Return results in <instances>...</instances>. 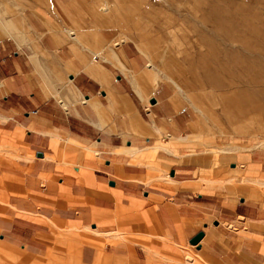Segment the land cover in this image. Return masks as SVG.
Segmentation results:
<instances>
[{"label":"crops","instance_id":"0c3cea01","mask_svg":"<svg viewBox=\"0 0 264 264\" xmlns=\"http://www.w3.org/2000/svg\"><path fill=\"white\" fill-rule=\"evenodd\" d=\"M47 11L23 12L25 27L0 11V248L43 257L56 226L76 231L82 264H175L161 254L184 249L207 264L259 262L258 167L212 179L224 160L190 149V120L151 86L159 75L144 74L142 54L125 40L106 46L101 32L53 34ZM226 183L239 202L212 192Z\"/></svg>","mask_w":264,"mask_h":264},{"label":"rangeland","instance_id":"374dc122","mask_svg":"<svg viewBox=\"0 0 264 264\" xmlns=\"http://www.w3.org/2000/svg\"><path fill=\"white\" fill-rule=\"evenodd\" d=\"M71 1L70 11L64 9L62 12L55 0H0V11L5 17L18 14L25 27V12L28 17L33 12L35 17L48 9L43 26L53 34L68 36L73 30L76 34L87 32L98 36L101 32L110 48H113L114 41L125 40L132 50L139 51L144 57L146 76L151 78L156 67L153 77L159 75V80L154 82L151 79V86L159 83L167 94L173 96L175 109L190 120L191 130L184 132L193 139L190 149L210 152L216 161L219 158L224 160L215 168L212 179H227L233 173L241 174L249 167H258V173L249 175L264 180V97L261 96L264 86L258 88L254 85L253 106L247 102L248 94L253 91L245 85L247 76L235 82L226 74L233 68L229 62L231 52L252 64L254 77L264 76V0ZM103 7L107 9L103 10ZM33 16L30 18L32 22L40 24ZM1 22L2 27L8 23ZM30 38L38 39L32 35ZM75 39L79 41L76 36ZM210 74L226 82V87L210 86L207 82ZM225 185L228 189L224 192H212L222 194L234 203L239 202L243 194L238 190V183ZM261 185H252L253 189L256 188V199L249 200L264 207V186ZM124 231L125 227L119 226L112 234L119 237ZM80 242L76 231L71 228L53 226L48 251L43 257L25 260L20 254L14 257L0 248V264H82ZM108 242L116 243L113 240ZM99 246L102 248L103 244ZM262 253L264 255V251ZM166 255L170 258L172 255L175 264L185 263L187 257L193 258V264H207L185 249L176 255L161 254ZM255 264H264V256Z\"/></svg>","mask_w":264,"mask_h":264},{"label":"bare ground","instance_id":"6f19581e","mask_svg":"<svg viewBox=\"0 0 264 264\" xmlns=\"http://www.w3.org/2000/svg\"><path fill=\"white\" fill-rule=\"evenodd\" d=\"M103 10H106L107 8H102ZM214 11V13H216V9L213 8L212 9ZM261 11V10H260ZM250 12V11H249ZM213 13V14H214ZM223 13V12H222ZM211 21V20H210ZM217 21V20H216ZM216 23V22H215ZM218 23V21H217ZM237 23V22H236ZM220 24V23H219ZM223 25V23L221 24ZM213 26V25H212ZM211 26V27H212ZM4 27V26H3ZM209 26V28H211ZM222 27V26H221ZM219 30V29H218ZM209 32V31H208ZM216 32V31H215ZM230 33V32H229ZM227 35V34H226ZM230 36V35H229ZM223 38V37H221ZM204 42V41H203ZM206 42V41H205ZM221 42V41H220ZM230 42H231V39H230ZM209 44V43H208ZM212 44V43H211ZM214 44V43H213ZM220 44V43H218ZM213 46V45H212ZM215 46V45H214ZM229 62H230V65L233 67L232 70L230 71H227V75L230 79L232 80H235L238 81L239 79L242 78V76H247L246 77V82H245V85L248 86L250 89H252V94H248V98H247V102L248 104H251L254 106V85H256V87L258 86L259 88V85L261 86H264V76H255L254 77V67L252 66V64H250L249 62H244L243 60H240V58L234 56V53H229ZM156 69V67L154 66V70ZM159 71V70H158ZM208 72V71H207ZM209 73V72H208ZM167 77V76H166ZM228 78V79H229ZM229 79V80H230ZM207 82L210 86H212L213 88H216L218 87V89H223L226 87V82H222L220 80L219 77H217V75H208V78H207ZM229 82V81H228ZM234 84V83H233ZM231 85V84H230ZM229 85V86H230ZM245 86V87H246ZM242 87V86H241ZM234 88V87H233ZM261 88V87H260ZM263 88V87H262ZM261 88V89H262ZM232 89V88H231ZM246 89V88H245ZM228 91V90H227ZM244 91V89H243ZM248 91V90H247ZM251 92V90H250ZM249 93V92H248ZM243 95V92L241 93ZM245 94V93H244ZM241 95H239L240 97ZM261 96L264 97V91L262 92ZM246 97V96H245ZM244 98V97H242ZM244 101V100H243ZM254 182V181H253Z\"/></svg>","mask_w":264,"mask_h":264},{"label":"water","instance_id":"95a60500","mask_svg":"<svg viewBox=\"0 0 264 264\" xmlns=\"http://www.w3.org/2000/svg\"><path fill=\"white\" fill-rule=\"evenodd\" d=\"M124 40L121 39L120 41H117L115 42V45L118 46L119 44L123 43ZM154 100H152L153 102ZM203 236V233L201 231L197 232L190 240H189V243L192 244V245H196L200 239L202 238Z\"/></svg>","mask_w":264,"mask_h":264}]
</instances>
